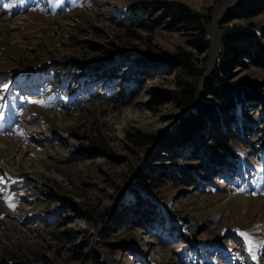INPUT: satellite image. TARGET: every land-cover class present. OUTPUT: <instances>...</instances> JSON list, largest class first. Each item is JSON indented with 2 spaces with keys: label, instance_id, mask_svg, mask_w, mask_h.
Masks as SVG:
<instances>
[{
  "label": "rangeland",
  "instance_id": "1",
  "mask_svg": "<svg viewBox=\"0 0 264 264\" xmlns=\"http://www.w3.org/2000/svg\"><path fill=\"white\" fill-rule=\"evenodd\" d=\"M133 1L0 0V264H93L94 250L108 264H264L261 107L223 122L236 155L208 182L157 186L148 174L194 164L193 143L174 159L129 139L172 128L188 111L176 105L180 84L200 89L223 29L263 26L264 13L218 24L225 0H171L209 18L199 54L182 30L142 26ZM179 50L198 57L201 76L167 63ZM234 71L264 78L249 62Z\"/></svg>",
  "mask_w": 264,
  "mask_h": 264
},
{
  "label": "trees",
  "instance_id": "2",
  "mask_svg": "<svg viewBox=\"0 0 264 264\" xmlns=\"http://www.w3.org/2000/svg\"><path fill=\"white\" fill-rule=\"evenodd\" d=\"M127 11L137 16L142 26L148 24L155 29L165 24L168 30L178 29L190 34L189 43L199 54L210 48L209 18L182 2L135 0L127 5ZM260 13H264V0H240L227 21L250 19ZM197 61L198 57L189 50H179L167 58L171 66L182 68L194 77L203 73ZM247 61L264 69V25L251 23L223 29L216 67L204 88L205 97L193 104L199 96V84L182 82L175 95L176 105L188 111L179 115L172 128L157 136L140 133L129 136L136 144L160 145L158 151L167 152L174 159L179 157L176 149L190 148L193 143V150L186 159L195 161L194 164L177 171L154 170L148 174L149 180L157 186L168 179L192 184L198 177L208 182L213 175L225 171L230 155H236L232 141L237 139V134L232 129L227 132L223 122L229 126L238 123V115L245 108L261 107L264 111V78L234 79L235 68L246 67ZM212 120L217 124H211ZM92 149L100 151L99 146ZM146 175L143 173L141 179H146ZM139 207L137 209L144 211L143 206ZM124 219L130 224L135 222L128 215ZM90 258L93 264H108L97 250L91 252Z\"/></svg>",
  "mask_w": 264,
  "mask_h": 264
},
{
  "label": "bare ground",
  "instance_id": "3",
  "mask_svg": "<svg viewBox=\"0 0 264 264\" xmlns=\"http://www.w3.org/2000/svg\"><path fill=\"white\" fill-rule=\"evenodd\" d=\"M238 0H225V2L223 3V5H222V10L224 9L225 11L226 10H228L230 7H232L233 5H235V3L237 2ZM225 13V12H224ZM6 22V21H5ZM4 23V22H3ZM215 23H218V18L216 17L215 18ZM219 24V23H218ZM7 25V30H10L11 29V27L8 25V24H6ZM4 26V25H3ZM6 27V26H5ZM4 29V28H3ZM7 39V38H6ZM219 41H218V38H216L215 39V42H214V44H213V54H212V58H211V61L208 63V65H207V71H206V73H209V70L211 69V68H213L214 67V64H215V60H216V55H217V45L219 44L218 43ZM205 76H206V74H205ZM207 84V83H206ZM196 104V103H195ZM236 200V202H237V204L239 205V206H241V207H243V209H240V208H238V210H236L237 211V214H238V217L241 219V220H243V217H242V210H244V209H246L247 207H248V205H249V202H248V200H246L244 197H241V196H239L238 198H236L235 199ZM235 202V201H234ZM2 210V209H1ZM236 211H235V213H236ZM238 217H236V219L238 218ZM240 219H239V221H240ZM241 222V221H240Z\"/></svg>",
  "mask_w": 264,
  "mask_h": 264
},
{
  "label": "water",
  "instance_id": "4",
  "mask_svg": "<svg viewBox=\"0 0 264 264\" xmlns=\"http://www.w3.org/2000/svg\"><path fill=\"white\" fill-rule=\"evenodd\" d=\"M240 2V0H238L235 5H233L232 7H230L228 10L225 11V13H221V16L220 18L218 19V22H225L227 17L231 14L232 10L237 6V4ZM217 34H219L218 30H217V33L214 35L217 36ZM220 46H221V40L219 41V49H220ZM219 49H218V53H219ZM218 56V55H217ZM217 62V61H216ZM216 67V63H215V66L213 67V69H211L209 71V73L206 74V76L203 77L201 83H200V94L199 96L197 97L196 101H194L193 104H195L199 99H201L204 95H205V92H204V88L206 86V83L210 77V75L213 73L214 69Z\"/></svg>",
  "mask_w": 264,
  "mask_h": 264
},
{
  "label": "snow or ice",
  "instance_id": "5",
  "mask_svg": "<svg viewBox=\"0 0 264 264\" xmlns=\"http://www.w3.org/2000/svg\"><path fill=\"white\" fill-rule=\"evenodd\" d=\"M4 87L7 88L8 85L5 84ZM36 102H37V103H43V101H36ZM3 181H4V178H3V177H0V183H2ZM0 191H3V189H0ZM9 206H10V207H14V205H11V204H10ZM241 235L247 237V239H248V243H249V245H250V248L253 247V246H255V245L253 244V241H252L251 237H248V234H247V233H241Z\"/></svg>",
  "mask_w": 264,
  "mask_h": 264
}]
</instances>
